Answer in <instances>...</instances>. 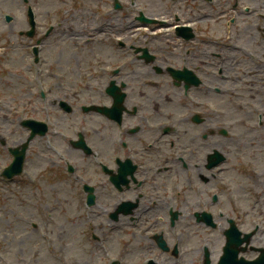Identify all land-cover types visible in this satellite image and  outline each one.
I'll return each instance as SVG.
<instances>
[{
  "label": "rangeland",
  "instance_id": "1",
  "mask_svg": "<svg viewBox=\"0 0 264 264\" xmlns=\"http://www.w3.org/2000/svg\"><path fill=\"white\" fill-rule=\"evenodd\" d=\"M144 1L147 3L150 13H167L165 5L161 4L159 0ZM3 2L5 5L0 7V43L6 44L7 49L6 53L0 55V60L3 62L0 65V136L6 139L7 146H0V171L12 162L8 154V146L16 147V145L21 144L27 138L25 130L17 125L18 120L22 116H20V113L15 108L23 109L28 107L29 116L41 121L45 120V118H50L56 124L60 123L62 127L69 125L67 121V117L69 116L60 111L58 107L49 104L48 109L44 113L40 110L39 92L35 90L31 79V68L28 64L29 57L26 53L28 46H26V42H23L24 46H22V42L18 36V31L28 27L26 16L23 13L24 2L22 0H3ZM47 5L46 0H39L37 13L40 16L39 21L42 24L47 17L53 21L56 14L51 9L50 13L47 12ZM57 5L58 3L56 2L54 8ZM1 11L14 16V21L11 25L5 23ZM241 18L242 23L236 29L233 41H239L242 45L245 44L243 46L246 47L245 57L239 51L230 48L229 46L232 44L227 42V40H225V43L227 42L226 49H222V52H226L225 56H231L233 60V75L231 77L236 78L238 75H247L245 79L249 85L243 86L236 83L237 90L241 89L243 91H237L239 96H235V103L238 101L246 102L247 97H251L252 103L248 105L250 106L249 109L252 114L250 119L252 120L249 121L248 114H242L243 110L238 108L234 110L232 108L234 104L230 103V93L226 91V88H230L231 82L225 81V83H222L218 77L215 78L214 82L205 80L206 83L209 82L210 84L213 83L212 85L219 86L224 94H217L214 91H208L206 94H193L198 97L200 102L204 103L201 111H204L206 115H210V117L207 116L208 127L217 128L219 127L218 125H222L226 126L229 130H233L236 122H227V118H230L231 112L234 115L235 113L238 114L239 120L245 122L244 125L239 127V135L242 139H246L242 143L246 142L248 143L247 146H250L249 142L251 141V147L254 148L251 152L246 153V156L240 155L237 157L236 154H233L236 148L230 145L231 147L227 148L228 153L226 155L228 161L226 166L224 169L216 170L218 174L222 175L223 183L221 179H212V187L243 184L244 190L241 188H237V190L241 193L244 204L247 201L246 188L248 190L253 188L255 183H259L258 186L264 194V186H262V183H264V130L261 129L264 128V125H259L256 121V115L264 112V31L261 28L264 26V18L259 21L255 18H248V16H241ZM258 24L262 26L260 27ZM74 27L79 28L80 26L77 24ZM11 38V42L7 40ZM171 45H174V43L172 42ZM215 47L219 51L217 43ZM249 54L254 60H250L247 56ZM217 62L220 63V60L218 59ZM226 66L231 67L228 62ZM161 78L158 83L164 87L162 95H179L184 104L183 106H185L177 110L168 109L167 112L179 114L186 112V108L195 110L197 107H201L200 105L190 104L188 99L182 95V88H173L169 78ZM92 86H96V84ZM54 98L55 96L51 97L50 95L51 101H55ZM83 99L81 104L91 105L92 103H97L92 96L88 97L84 95ZM213 106L218 108L217 113L211 111ZM81 115L83 114L81 113ZM74 116L76 117L75 114ZM90 117L89 115L87 116V118ZM11 120H14V122H11ZM253 129L256 130L252 131ZM248 133L252 136L249 142L248 139L250 137L247 135ZM93 137V140L89 139V141L95 144L96 140H99V137ZM237 138L235 137V139ZM57 140L58 136L55 141ZM222 140H225V138H222ZM68 142L67 140H61L63 147L68 148L70 152L68 157L71 159L75 158V160H72V164L80 168L88 165V160L84 157V160L81 162L80 160H76L77 157L83 159L82 154L78 152H75V155L72 154ZM209 142V146H212L215 143L219 144L220 140L218 137H215L211 138ZM105 144L107 143H104V146ZM32 146V149L28 151L25 172L17 176L13 181L7 183L0 181V264H109L106 260L114 255L123 264H137L134 261V259H137V256L132 252L134 247L132 240L133 230L108 228L107 232L102 233L98 229L90 227L85 222L88 221L86 218L88 215L80 207L83 197L77 188V184L69 182L68 179L66 180L61 175L60 169L53 165L55 164L54 157L49 156V154L41 149L42 145H40L39 141L35 142ZM241 161L242 164H240ZM250 166L259 176H255ZM49 183H52L51 187L48 186ZM218 192L210 190L209 194L204 197L206 201L209 200L207 209L214 206L210 202V199L213 194H217ZM180 193L182 197L178 196L176 202L183 206V217H181V220L184 221L181 222L179 230L182 229L185 223H191V220L188 221L189 213L193 214L196 212L194 211L196 209L202 210L196 204L197 195L194 193V189H184ZM166 194L169 193L167 192ZM227 194L226 192V197ZM107 196L108 192L106 195L101 193L100 198L103 200L104 198L102 197ZM247 203L242 205V208L245 212L249 213L253 206L249 203L247 206ZM218 204H223L222 198ZM212 209L214 214L217 208L213 207ZM186 211L190 212L187 213ZM83 218H86V220L84 221ZM46 220L50 223H43ZM21 222L25 225L21 224ZM34 224H36V229L34 228ZM58 225L65 226L67 236L62 239H59L56 233ZM193 227L196 228L195 233L198 232L200 236L206 237L201 232L203 231L202 226L196 227L193 225ZM188 228L192 230L190 227ZM12 230L15 232H12ZM44 230H49L50 233L46 238L52 244L51 253L53 254V259L40 239ZM164 230L166 231L165 235L169 236V229L164 226H161V229H153L152 232ZM92 231H94L95 236H99L103 240L102 242L104 243L102 245H98V242L93 240ZM218 236V233H212L211 235L214 239H217ZM36 242L37 244L33 247V244ZM36 248L40 249L39 255H34L33 253ZM217 250L220 251L221 248Z\"/></svg>",
  "mask_w": 264,
  "mask_h": 264
},
{
  "label": "flooded vegetation",
  "instance_id": "2",
  "mask_svg": "<svg viewBox=\"0 0 264 264\" xmlns=\"http://www.w3.org/2000/svg\"><path fill=\"white\" fill-rule=\"evenodd\" d=\"M220 6L219 11L221 14L227 10L226 4L224 1L219 0ZM106 4L105 2L103 3ZM95 14L93 18V26H95V32L96 35L93 37H90L88 40H86L85 44L89 45L88 50L85 54H83V57L80 58L79 56L75 58V61H72V59H69L68 61V67L69 71L71 73V78H73V82H78L81 76L90 74L93 66L90 65L91 60H103L104 62H107V65H109L111 68H109V72H102L101 74V80L104 82V84H108L109 81H111L113 78L116 79V83L121 86L122 83L125 82V91L127 93L128 101H130L132 108H137V111L134 115H138L141 113L142 115L148 113H154L158 112L159 109L154 107L153 109H144L141 107V103L145 102L147 103L151 99H153L152 93L146 91H143L139 89L137 91V94H135L134 91L131 92V86L133 85V82H139L143 81L142 85L149 87V78H147L144 81V77H140L139 74L136 75L135 79L134 77V69H130L125 72V76L122 75V71L125 68H122V64L120 63V60H113V55L116 52L115 49V43H119L117 39L122 36V34H125L124 31H121L123 27V23L129 24V27L132 28L134 31H128V35H130L129 40L126 42H141L139 38H144V33H139L141 30L139 27L141 24L137 21H134L133 19L126 18L124 21L122 20L121 24H119V20L117 19L116 15H111V13L106 10V7L103 5L98 6V8L95 9ZM212 18L210 17V25L214 27V25L211 22ZM99 22L103 24L102 27H98ZM136 27V29H135ZM220 27H214V30L216 32H219ZM210 28L209 35H214L215 31ZM144 31V30H143ZM197 35V34H196ZM198 37V36H197ZM144 45H140L144 47ZM192 53V50H189L188 56ZM110 54H113L112 57H109ZM216 53L215 51H206L204 49L200 50L199 59L193 58L192 64L194 65V71L198 72L201 71L204 64L210 65L213 61ZM202 58H204L202 60ZM128 65L126 64L125 67ZM112 70H119L117 77L111 76ZM132 75L131 84L129 87V80L128 77L129 72ZM62 72V71H61ZM66 77V76H65ZM126 77V79L123 80V78ZM67 78V77H66ZM66 82H69V79L67 78ZM106 86V85H105ZM104 86V87H105ZM129 87V88H128ZM152 87V86H151ZM144 105V104H142ZM130 114V113H127ZM191 117H187L185 119L186 123L190 124ZM133 122V119L124 118L123 124H131ZM142 120L139 122L141 123ZM134 125V124H133ZM132 125V126H133ZM205 125V123L203 124ZM202 125V126H203ZM130 126V127H132ZM139 126V125H137ZM197 126V125H195ZM130 127H127L125 129V132L122 136V142H123V150L122 154L123 159L131 158L132 162L137 166L135 177H137L138 182H142L141 180L143 178L147 179L146 182V195H143L140 191L141 187L137 186L132 194H135V210L132 212V216H130V219L135 224H148L150 222V216L149 213L153 210H158L160 206L159 202V195L158 192L162 191V179L163 177L169 176L172 177V175L175 173L173 161H171V149L175 147V142L171 144V142L166 139V136L163 135L159 131V134L157 133L158 130L153 128L152 126H145L140 125L136 133H131ZM135 129V127H132ZM137 128V127H136ZM207 127H191L188 125L186 129L184 130V138L186 139V150H187V157L190 158V161L193 162L192 158H194V155L196 154L198 157L203 156V149L198 148L199 145L203 143L202 136L206 134ZM161 135V142L165 141L168 145V148L166 150H158L157 146H149L146 147V143H149V141H154L153 139L157 136ZM105 137L108 139L107 146L109 149L108 152V161L112 162L113 160V149L111 148V142L113 141V138L110 133H105ZM198 150V152H196ZM162 164V168L158 171H156L157 167H160ZM165 164V166H164ZM255 239V238H254ZM260 239H264V232L261 234L259 238L256 237L254 241H259ZM249 246L253 247H260L257 248V250L261 253V251H264V242L259 243H252ZM252 247V248H253ZM189 254V253H187ZM187 256V255H186ZM243 258L247 259L250 262H253L256 258H258V253L254 249H249L243 253ZM200 258V251L198 250H192L190 251V258L188 259V264H198Z\"/></svg>",
  "mask_w": 264,
  "mask_h": 264
},
{
  "label": "water",
  "instance_id": "3",
  "mask_svg": "<svg viewBox=\"0 0 264 264\" xmlns=\"http://www.w3.org/2000/svg\"><path fill=\"white\" fill-rule=\"evenodd\" d=\"M16 157H17V160H16L17 167H16V169H18L17 173H21L22 165H23V162H24V159H25L24 151L21 154H16ZM9 174H10V170L7 172L6 176H12V175H9Z\"/></svg>",
  "mask_w": 264,
  "mask_h": 264
},
{
  "label": "bare ground",
  "instance_id": "4",
  "mask_svg": "<svg viewBox=\"0 0 264 264\" xmlns=\"http://www.w3.org/2000/svg\"><path fill=\"white\" fill-rule=\"evenodd\" d=\"M0 5H1V3H0Z\"/></svg>",
  "mask_w": 264,
  "mask_h": 264
}]
</instances>
